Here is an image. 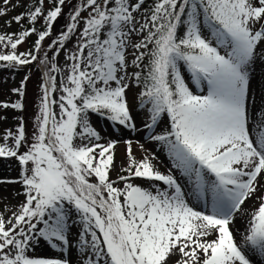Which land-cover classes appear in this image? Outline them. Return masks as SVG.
Here are the masks:
<instances>
[{
  "label": "snow or ice",
  "instance_id": "snow-or-ice-1",
  "mask_svg": "<svg viewBox=\"0 0 264 264\" xmlns=\"http://www.w3.org/2000/svg\"><path fill=\"white\" fill-rule=\"evenodd\" d=\"M50 2L47 12L44 0H36L14 17L19 24L27 16L33 25L17 38L0 34V49H10L0 51V67L37 61L34 52L66 0ZM144 4L78 0L48 45L55 52L39 60L46 71L31 142L22 117L0 137V157L20 165L18 179L0 184H19L13 195L24 196L9 219L0 216V264H73V250L80 264H257L254 256L264 258V82L259 109L252 95L257 65L264 71V0ZM39 18L45 27L37 33ZM32 34L34 50L17 53ZM73 37L74 47L66 48ZM27 79L12 90L21 99L0 108L23 111ZM133 85L140 89L144 127L153 133L148 138L167 150L185 185L171 170L162 173L155 156L137 160L131 141L120 169L126 175L110 178L117 141L100 143L91 115L139 131L128 101ZM165 115L169 125L157 134ZM138 178L150 183L138 185ZM192 196L210 197V211L192 206ZM248 200L254 205L238 243L232 225ZM41 241L61 255H35Z\"/></svg>",
  "mask_w": 264,
  "mask_h": 264
},
{
  "label": "rangeland",
  "instance_id": "rangeland-1",
  "mask_svg": "<svg viewBox=\"0 0 264 264\" xmlns=\"http://www.w3.org/2000/svg\"><path fill=\"white\" fill-rule=\"evenodd\" d=\"M34 0H11L10 5H5L3 0H0V10H5L6 14L0 16V34H7L15 36L16 34H20L25 26L29 24V20L27 16L21 20L18 24L16 23L14 17L21 15L22 13H26L30 11L33 6ZM48 3L44 0V9L48 8ZM78 0H66L65 4L62 6V18L67 19L69 22V14L73 10L74 6H76ZM153 0H147L145 4L142 6L143 9H147L152 5ZM19 5V6H16ZM62 18L61 21H62ZM58 21V20H57ZM54 23V25L57 23ZM66 21V22H67ZM10 22V26H9ZM40 22V18L36 21ZM35 22V23H36ZM53 25V28H54ZM81 24V28H82ZM52 28V30H53ZM75 37L69 40L66 44V48L72 49L75 44ZM33 41V34L26 37L24 42L18 45L16 52L17 53H26L27 50H30V46ZM53 41V40H52ZM51 41V42H52ZM50 42V43H51ZM10 49H2L0 51H9ZM55 51H53L54 53ZM49 55V58L53 55ZM58 63L63 65L65 63V53L62 50L58 57ZM259 70V69H257ZM131 71V69H130ZM184 76L186 77V82H191V75L184 69L183 72ZM30 75L33 76L31 80L25 83V99L24 103V110L21 114L20 111L14 109H3L0 108V117H7V119H0V137H2L3 133L7 129H11L13 131L16 130V126L20 123V118L23 116L26 120V134L28 136L29 142H31V136L34 129V121L35 117L38 114V108L40 105V98L42 96L41 85L42 81L38 80L36 74L30 67H15V68H5L2 69L0 67V102H8L12 103L17 100H20V97L16 94H13L12 90L15 88H19L21 85V81L25 79V77H29ZM253 82V81H252ZM190 88L196 92V94H205L199 91L196 88L194 83H189ZM140 89L136 88L134 85L131 87L130 91L128 92V101L132 108V115L135 119V123L139 131H130L128 129L123 128V126H119L108 121L105 118H101L98 115L92 114L91 115V123L95 127V129L101 135L100 143L106 144L109 141H117L116 146L114 148V168L110 172V178L115 180L117 179L118 172L121 174L120 169L122 166L126 167L128 160H127V149L128 145L125 141H131V148L132 152L137 160L142 159L145 156H155L156 159L153 163L158 167V169L162 173H169L171 170L172 174L176 175L179 179V182L182 185L186 184V178L180 175L179 170L173 168V160L170 158L167 150L158 142H155L148 137L153 133H150L145 127L146 116L144 110L139 107V100L136 96V93L139 92ZM22 117V118H23ZM169 125V120L167 116L162 117V122L158 125L155 129V133L159 134L160 132L166 130V127ZM0 143H3V140L0 139ZM12 142L9 141V144ZM21 152L25 151L22 147L20 149ZM20 174V165L18 160L15 158H3L0 157V180H15L19 178ZM126 175V173L124 174ZM95 180V178H93ZM134 183L142 186H147L150 182L143 180V179H136ZM159 183V182H156ZM0 186H8L11 188L13 194L15 192L21 191V186L19 184H9L3 183ZM122 186V182H121ZM10 194V193H9ZM16 199L18 198V204L10 203L7 199H2L0 193V216H3L5 220L9 219L14 211H17L20 202L24 200V196H14ZM192 199L196 201L198 205V201H203L201 206H194L197 210L205 211L206 204L207 207L210 208V197L199 200L195 196H192ZM208 201V203H207ZM35 255L37 256H44V257H59L61 254L55 253L52 251L46 244V242L41 241L40 244L35 249ZM67 255V254H65ZM73 264H80V256L74 250L71 252V256L69 257ZM253 260L257 262V264H262L263 258H256L253 257Z\"/></svg>",
  "mask_w": 264,
  "mask_h": 264
},
{
  "label": "bare ground",
  "instance_id": "bare-ground-1",
  "mask_svg": "<svg viewBox=\"0 0 264 264\" xmlns=\"http://www.w3.org/2000/svg\"><path fill=\"white\" fill-rule=\"evenodd\" d=\"M257 69L259 70L256 71V77L255 79H253V82H252V95L255 97V107L259 109L262 106V100H261L262 92H261L260 85L262 82H264L261 80V77L264 76V71L261 70L259 65H257ZM0 193H1L2 199L4 198V199H7L8 202L10 203L18 204L17 203L18 198L16 199L15 197L12 196L13 192L11 191V188H9L8 186H0ZM202 203L203 201H200V202L198 201L199 206H201ZM255 203H258V202H255ZM191 204L192 206H196V207L198 206L196 204V201L193 200L192 197H191ZM253 205H254V200H248L242 206V211L235 214L234 223L232 225V231L234 232L235 239L237 240L238 243L242 241V236L246 234L248 220L250 219V211L252 210ZM205 209H206L205 212L210 211V208L207 207V204H206ZM172 259L174 261L180 259L179 254H177V256L172 257ZM262 264H264V261H262Z\"/></svg>",
  "mask_w": 264,
  "mask_h": 264
},
{
  "label": "trees",
  "instance_id": "trees-1",
  "mask_svg": "<svg viewBox=\"0 0 264 264\" xmlns=\"http://www.w3.org/2000/svg\"><path fill=\"white\" fill-rule=\"evenodd\" d=\"M35 3H36V0L34 1ZM48 2H50V0H48ZM50 7L47 9V10H49V9H51L52 7H53V3L52 2H50ZM46 10V11H47ZM60 18H62V16H60L57 20V23L54 25V28H53V30H52V33H51V35L50 36H48L46 39H45V41H43L42 42V47L44 46V47H46V46H48L49 44H50V42L52 41V40H54V39H56L57 37H58V35H59V33L64 29V27H65V25L68 23V21H67V19H64L63 20V18H62V21H61V19ZM67 21V22H66ZM35 25L37 26V27H35ZM35 25H34V27L37 29V33L39 32V31H43L44 30V27H45V25H44V21H43V19H41L40 20V23H38V22H36L35 23ZM31 27H33V25L32 24H30V26L28 27V29L29 28H31ZM36 36V38H35V40H34V42H33V45L35 46V41L37 40V38H38V36H37V34L35 35ZM41 47V48H42ZM45 52H47V54H48V56H49V54L51 53V51H48V50H46ZM45 52H43V58H44V53ZM39 53V52H38ZM38 53H36V55H38ZM34 66V65H33ZM45 68V67H44ZM46 70V69H45Z\"/></svg>",
  "mask_w": 264,
  "mask_h": 264
}]
</instances>
